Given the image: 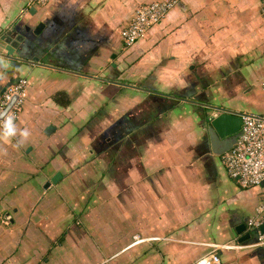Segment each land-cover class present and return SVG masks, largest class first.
Masks as SVG:
<instances>
[{"label": "crops", "instance_id": "0c3cea01", "mask_svg": "<svg viewBox=\"0 0 264 264\" xmlns=\"http://www.w3.org/2000/svg\"><path fill=\"white\" fill-rule=\"evenodd\" d=\"M150 1L0 0V94L28 84L0 138V264H193L215 244L264 264L261 188L228 176L206 126L209 106L264 112L262 0H179L124 48Z\"/></svg>", "mask_w": 264, "mask_h": 264}, {"label": "built area", "instance_id": "2783aa9c", "mask_svg": "<svg viewBox=\"0 0 264 264\" xmlns=\"http://www.w3.org/2000/svg\"><path fill=\"white\" fill-rule=\"evenodd\" d=\"M32 1L38 5H45L48 0ZM178 1L154 0L137 6L129 22L119 30L124 48L145 38L149 28L159 24ZM261 12L264 15V0L261 1ZM27 85L25 78H19L15 83L5 87L0 94L1 130H3V121L7 116H12L14 123L16 122L27 97ZM261 87L264 90V75ZM13 97H15L14 102L1 117ZM241 119V134L232 148L222 153L220 157L228 176L235 179L241 187L261 188V198L256 208V214L247 221L246 226L254 235V241L248 246H262L264 245V231L260 228L264 225V186H261V182L264 181V112L259 114L242 113ZM135 239L139 240L137 237ZM235 247L230 244H215L212 251L204 254L193 264H220L218 250Z\"/></svg>", "mask_w": 264, "mask_h": 264}, {"label": "water", "instance_id": "95a60500", "mask_svg": "<svg viewBox=\"0 0 264 264\" xmlns=\"http://www.w3.org/2000/svg\"><path fill=\"white\" fill-rule=\"evenodd\" d=\"M41 26V24L37 26L35 32H38ZM6 49L9 50V48ZM23 60L28 61L26 59ZM14 100L15 97H13L9 104L6 106L5 110L1 114V117L9 109ZM209 110L211 112L213 111L214 113L206 118L209 142L212 152L214 154L220 155L232 148V146L236 143L238 136L241 134V114L221 108L219 106H209ZM261 186H264V181L261 182ZM243 227L244 226L237 228V231L241 233L244 230ZM260 229L264 231V225H262ZM249 237L250 234L248 233L247 235L242 236L240 238V241Z\"/></svg>", "mask_w": 264, "mask_h": 264}, {"label": "clouds", "instance_id": "9594fccd", "mask_svg": "<svg viewBox=\"0 0 264 264\" xmlns=\"http://www.w3.org/2000/svg\"><path fill=\"white\" fill-rule=\"evenodd\" d=\"M3 132L0 133V138L10 139L17 134V128L14 123V118L12 116H7L3 121ZM21 135L27 136V130L21 132Z\"/></svg>", "mask_w": 264, "mask_h": 264}, {"label": "rangeland", "instance_id": "374dc122", "mask_svg": "<svg viewBox=\"0 0 264 264\" xmlns=\"http://www.w3.org/2000/svg\"><path fill=\"white\" fill-rule=\"evenodd\" d=\"M219 254V253H218Z\"/></svg>", "mask_w": 264, "mask_h": 264}]
</instances>
